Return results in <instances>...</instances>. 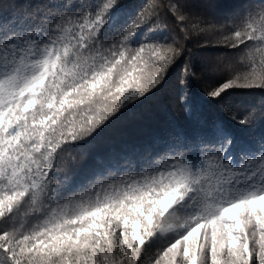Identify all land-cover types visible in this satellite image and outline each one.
Wrapping results in <instances>:
<instances>
[{"label":"snow or ice","instance_id":"1","mask_svg":"<svg viewBox=\"0 0 264 264\" xmlns=\"http://www.w3.org/2000/svg\"><path fill=\"white\" fill-rule=\"evenodd\" d=\"M0 264H264V0H0Z\"/></svg>","mask_w":264,"mask_h":264},{"label":"trees","instance_id":"2","mask_svg":"<svg viewBox=\"0 0 264 264\" xmlns=\"http://www.w3.org/2000/svg\"><path fill=\"white\" fill-rule=\"evenodd\" d=\"M238 93L246 92L248 90H236ZM161 108V120L164 119L166 114L171 112V101L167 92H161L154 101Z\"/></svg>","mask_w":264,"mask_h":264}]
</instances>
